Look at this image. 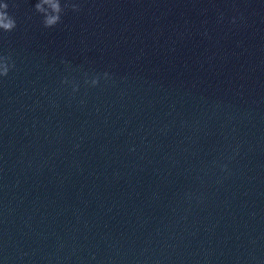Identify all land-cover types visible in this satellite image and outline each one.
<instances>
[{
	"label": "clouds",
	"instance_id": "obj_1",
	"mask_svg": "<svg viewBox=\"0 0 264 264\" xmlns=\"http://www.w3.org/2000/svg\"><path fill=\"white\" fill-rule=\"evenodd\" d=\"M47 6V7H45ZM79 11L80 7L70 0H65L62 4L61 0H37L34 5L36 13L42 16V23L45 28H53L62 21V16L67 9ZM9 4L7 2L0 3V30L3 32H12L17 27L16 19L9 14ZM15 67V63L10 55H0V77H6ZM105 76L108 74L105 73ZM66 82V81H65ZM98 79H92L91 84L96 85Z\"/></svg>",
	"mask_w": 264,
	"mask_h": 264
}]
</instances>
